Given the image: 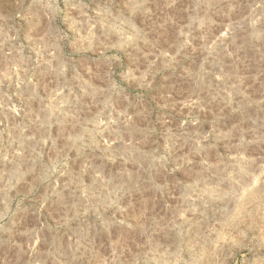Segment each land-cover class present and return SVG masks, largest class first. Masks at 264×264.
<instances>
[{"label":"rangeland","instance_id":"obj_1","mask_svg":"<svg viewBox=\"0 0 264 264\" xmlns=\"http://www.w3.org/2000/svg\"><path fill=\"white\" fill-rule=\"evenodd\" d=\"M0 264H264V0H0Z\"/></svg>","mask_w":264,"mask_h":264}]
</instances>
